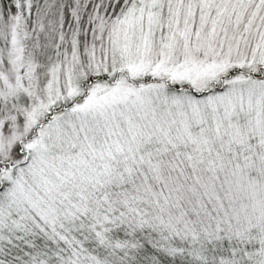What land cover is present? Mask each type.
Returning a JSON list of instances; mask_svg holds the SVG:
<instances>
[{"label": "snow or ice", "instance_id": "snow-or-ice-1", "mask_svg": "<svg viewBox=\"0 0 264 264\" xmlns=\"http://www.w3.org/2000/svg\"><path fill=\"white\" fill-rule=\"evenodd\" d=\"M0 264H264V0H0Z\"/></svg>", "mask_w": 264, "mask_h": 264}]
</instances>
